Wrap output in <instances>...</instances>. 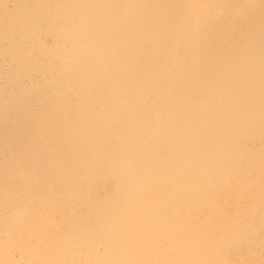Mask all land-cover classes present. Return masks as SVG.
I'll return each mask as SVG.
<instances>
[{"label":"rangeland","instance_id":"1","mask_svg":"<svg viewBox=\"0 0 264 264\" xmlns=\"http://www.w3.org/2000/svg\"><path fill=\"white\" fill-rule=\"evenodd\" d=\"M34 6L51 27L20 35ZM157 17L156 62L92 65L89 53L140 55ZM233 64L240 103L210 76ZM114 87L107 118L97 103ZM263 134L264 0H0V264H264Z\"/></svg>","mask_w":264,"mask_h":264},{"label":"bare ground","instance_id":"2","mask_svg":"<svg viewBox=\"0 0 264 264\" xmlns=\"http://www.w3.org/2000/svg\"><path fill=\"white\" fill-rule=\"evenodd\" d=\"M26 1V0H25ZM33 1V0H32ZM36 1V0H35ZM71 1V0H70ZM73 1V0H72ZM44 2V1H43ZM54 2V1H53ZM56 2V1H55ZM35 3V2H34ZM190 3V2H189ZM124 4V3H123ZM192 4V3H191ZM194 4V3H193ZM42 5H44V4H42ZM63 5V4H62ZM28 6H30V4L28 5ZM50 6V5H49ZM146 6H147V4H146ZM110 7H112V6H110ZM149 7H150V5H149ZM151 8V7H150ZM29 10H28V12H30V15H28V12L26 11V12H21V13H19V18H22V16L24 17H26L24 20H25V23L22 25V28L20 29L19 27H18V29H19V34L20 35H22L23 34V36H25V31H24V29L27 27V26H29V25H36V24H38V23H40L41 21L43 22V25L45 26V27H48V28H50L51 27V25H49V19H48V17H49V15H50V8H45V7H42V6H34V7H31V9L30 8H28ZM69 9V8H68ZM114 9V8H113ZM149 9V8H148ZM192 9V8H191ZM190 9V10H191ZM61 10V9H60ZM188 11V10H187ZM109 12V11H108ZM152 12H154V11H152ZM155 13V12H154ZM110 14V13H109ZM187 14V13H186ZM141 15V14H140ZM148 15L151 17V12H149L148 13ZM192 15H193V13H192ZM142 16V15H141ZM152 17H154V18H156L154 15L152 16ZM159 17V16H158ZM157 17V20H151L150 18H146V20H145V22H146V24L147 25H149L150 23L152 24L151 26H147V28H157V30H155V36L153 35V31H150L149 29H147V28H145L146 27V24H140V26H142L143 28H145V29H143L142 30V32H137V37H138V40H139V42H142V44L144 45V47H143V50H142V48H141V50H142V53L140 54V55H137L134 51H130V49L128 50V49H125L124 50V55L120 52H117V51H113L112 53H111V55H108V53L105 55V56H101V55H99V56H94L95 54H92V53H89V56H90V59H91V62H92V65H94L95 64V61H97V59H99V60H103L102 62L103 63H111V65L113 64L115 67H118L119 66V68L121 69V70H123L122 72L125 74V71H126V69H128V67L130 66V61H132V58H134V57H140V58H143V60H147L148 62H156L157 61V59L156 58H150V56H153L154 55V53H155V51L157 50L158 52H159V50H158V48L155 50V46L156 45H158V42L161 40V41H163V39L164 38H166V34L168 33V31H166L165 29H163V27H161L160 26V20H161V18H158ZM145 18V17H144ZM2 19V18H1ZM67 20H68V22H67V26H66V28H68V29H66V30H64L63 29V31L62 32H60L59 33V36H60V38H61V41H63V42H65L67 39H68V37L70 38V37H72L74 34L76 35V30H75V27H76V22H75V20L76 19H74L73 17H67L66 18ZM141 19H142V17H141ZM4 21H8L9 22V19H6V20H4ZM140 21V20H139ZM192 22V21H191ZM49 25V26H48ZM37 26V25H36ZM18 35V34H17ZM36 35V34H35ZM77 36H78V34H77ZM181 36V35H180ZM22 37V36H21ZM59 38V39H60ZM239 38V37H238ZM233 40V39H232ZM185 41V40H184ZM239 41V40H238ZM150 44H152V46L151 47H149L148 45H150ZM77 47H81V43H78V45H77ZM231 49V48H230ZM236 49V48H235ZM239 49V48H238ZM180 50V49H179ZM201 50V49H200ZM60 50L59 49H57V52H59ZM128 52H130L131 54H127ZM226 52V51H225ZM157 53V52H156ZM243 55V54H242ZM243 57V56H242ZM142 60V61H143ZM169 60H170V58H169ZM199 60V59H198ZM246 60V59H245ZM249 60H250V58H249ZM248 60V58H247V61H249ZM100 61V62H101ZM171 61V63L172 64H169V66H170V68H174V67H176V68H181L180 67V64H178V58L176 57V58H173V60H170ZM246 61V62H247ZM235 62V61H234ZM251 62V61H250ZM134 63H136V62H134ZM200 63V62H199ZM217 64H218V62H217ZM217 64H212V65H209V67L207 68L209 71H211V70H214V68H215V65H217ZM228 64V63H227ZM234 66H232L231 68H226L225 70H224V75L222 76V77H219V78H217L216 76H215V74L214 73H211L210 74V76H211V78H213V80L219 85V84H223V86H224V88H222V93H227L226 95H231V97L234 99V100H238V103H240L239 101H241L245 96H244V93H245V89H241V90H238L237 89V87L235 86V85H233V84H235V76L238 74V76L241 74V70L239 71V69L237 70V66L235 65V64H233ZM251 65H252V62H251ZM257 65V64H256ZM206 66V65H205ZM245 67V66H244ZM204 68V67H203ZM224 68V67H223ZM125 69V70H124ZM132 69V68H131ZM140 69H142V65L139 63V64H137L136 65V67H135V69L134 70H140ZM251 69V68H250ZM256 69V68H255ZM133 70V69H132ZM237 70V71H236ZM252 70V69H251ZM250 70V71H251ZM258 70H260V69H258ZM199 71V70H198ZM131 72V71H130ZM204 72V71H203ZM255 72V71H254ZM24 73V72H23ZM186 73V72H185ZM191 73V72H190ZM77 74V73H76ZM122 74V73H121ZM137 74V73H136ZM141 74V73H140ZM196 74V73H195ZM248 74V73H247ZM206 75V74H205ZM162 76H164V75H162ZM175 76V75H174ZM130 77V76H129ZM161 77V76H160ZM185 77V76H184ZM191 77H193V76H191ZM251 77V76H250ZM253 77V76H252ZM177 78V77H176ZM160 79V78H159ZM178 79V78H177ZM180 79V78H179ZM187 79H189L188 77H187ZM124 80V79H123ZM186 80V79H185ZM133 81V80H132ZM170 81H171V79H170ZM180 81V80H179ZM187 81V80H186ZM185 81V82H186ZM119 82L120 83H122L120 80H119ZM177 82V81H176ZM182 82V81H181ZM240 82V80L238 79V81H237V83H239ZM248 82V81H247ZM125 83V82H124ZM153 83V82H152ZM163 83V82H162ZM166 83V82H165ZM173 83V82H172ZM158 84H159V82H158ZM161 84V83H160ZM159 84V85H160ZM184 84V83H183ZM186 84V83H185ZM154 85H155V83H154ZM165 85V84H164ZM182 85V84H181ZM198 85V84H197ZM121 86V85H120ZM169 86V85H168ZM171 86V85H170ZM139 87V86H138ZM179 87H180V85H179ZM183 87H184V85H183ZM219 87H220V85H219ZM244 87V86H243ZM246 87V86H245ZM248 88V87H247ZM146 89V88H145ZM199 89V88H198ZM221 89V88H220ZM124 90V89H123ZM133 90V89H132ZM136 90V89H135ZM143 90V89H142ZM156 90H157V88H156ZM196 90V89H195ZM254 90V89H253ZM112 91H113V95H112V104L109 106V105H107V104H105V103H101V102H99V103H97L98 104V110L100 111V112H102V113H104L106 116H107V118H112V113H113V109H115L116 108V106H117V103H118V101L120 100V99H122V96L123 95H121V87H120V89L118 88H116V87H114L113 89H112ZM126 91V90H125ZM128 91V90H127ZM131 91V90H130ZM140 91V90H139ZM172 91V90H171ZM179 91V90H178ZM183 91V90H182ZM187 91V90H186ZM261 91V90H260ZM135 92V91H134ZM184 92V91H183ZM194 92V91H193ZM141 93V92H140ZM148 93V92H147ZM189 93H191V92H189ZM196 93V92H195ZM235 93V94H234ZM130 94V93H129ZM136 94V93H135ZM183 94V93H182ZM141 95V94H140ZM144 95V94H143ZM148 95H151V94H148ZM185 95V94H184ZM161 96V95H160ZM173 96V95H172ZM138 97H140V96H138ZM192 97V96H191ZM214 97V96H213ZM129 98V97H128ZM159 98V97H158ZM168 98V97H167ZM181 97H179V99H180ZM206 96H203V95H200V97L198 98L202 103H204V108H205V110L206 111H210V112H207V113H212V110H213V108H212V105H209V103H208V101L206 100ZM238 98H240L241 100H239ZM254 98V97H253ZM256 98V97H255ZM226 99V98H225ZM231 99V98H230ZM150 100V99H149ZM181 100V99H180ZM179 100V101H180ZM183 100H185V99H183ZM182 100V101H183ZM198 100V101H199ZM203 100H205V101H203ZM246 100V99H245ZM191 101V100H190ZM217 101V100H216ZM222 101V100H221ZM227 101V100H226ZM136 102V101H135ZM184 102H186V100L184 101ZM192 102V101H191ZM218 102V101H217ZM153 104H154V102H153ZM161 104V103H160ZM218 104V103H217ZM155 106V105H154ZM187 107V106H186ZM235 107V106H234ZM148 109H151V106L149 105L148 106ZM236 110V109H235ZM234 111V110H233ZM230 112V111H229ZM233 113V112H232ZM236 113V112H235ZM153 115H154V113L153 112H149V113H147V114H145L142 118H140V120L142 121V122H144L143 120H154V117H153ZM210 115V114H209ZM192 118V117H191ZM211 119V118H210ZM210 119H206V120H210ZM141 123V122H140ZM140 123H138L137 125H132V126H127V127H125L124 125H123V127H124V129H128V128H132V129H136V130H140L139 132L140 133H142V129L144 128V126L143 125H139ZM220 126V125H219ZM218 126V127H219ZM218 130H220V129H218ZM218 130H210V129H208V130H204V132H205V134L207 133V135H209V136H214V135H216L218 132ZM135 131V130H134ZM129 133H130V130H129ZM139 133V134H140ZM161 133V132H160ZM223 134V133H222ZM136 135V134H135ZM129 136H131V135H128V136H126V137H129ZM160 136H162V134H160ZM218 136V135H217ZM259 136V135H258ZM134 137V136H133ZM36 139V138H35ZM30 140V139H29ZM134 140V139H133ZM263 141H264V134L259 138V143H263ZM129 143V142H128ZM131 144V149H129L127 152H126V154H125V156H128V157H131L132 155H133V153L135 154L136 152H137V148H133V144L132 143H130ZM39 145V144H38ZM29 148V147H28ZM224 148H231V146H224ZM71 150V149H70ZM65 151V150H64ZM69 151V150H68ZM245 151V150H244ZM47 156V155H46ZM70 158V157H69ZM157 160V159H156ZM60 165V164H59ZM157 165H159V164H157ZM195 167H196V165H195ZM65 168V167H64ZM138 169H139V171H138V175L139 176H141V177H143V176H145L146 174H145V171L148 169L147 167H145V165H143V164H141L139 167H138ZM61 170V169H60ZM154 171V170H153ZM156 172V174H157V176H161V175H168L169 173H170V171H169V169H167V168H165V169H162V170H160V171H155ZM158 172H159V174H158ZM55 175V174H54ZM57 175V174H56ZM55 175V176H56ZM69 175V174H68ZM89 175V174H88ZM61 176V175H60ZM60 179V178H59ZM58 179V180H59ZM73 180V179H72ZM71 180V181H72ZM168 180H170V179H168ZM68 181V180H67ZM54 182V181H53ZM169 183H170V185L172 186L173 185V183L172 182H170L169 181ZM73 185V184H72ZM83 189V188H82ZM80 191V190H79ZM68 192V191H67ZM28 201V200H27ZM84 203V202H83ZM82 203V204H83ZM43 204V203H42ZM87 209V208H86ZM92 209V208H91ZM35 211V210H34ZM34 214V213H33ZM29 215V214H28ZM31 215H32V213H31ZM36 215V214H35ZM34 216V215H33ZM29 217H30V215H29ZM89 217V216H88ZM28 218V217H27ZM36 218V217H35ZM31 221V220H30ZM85 247V246H84ZM86 248V247H85ZM57 259V258H56ZM54 260H55V258H54ZM84 264V263H83Z\"/></svg>","mask_w":264,"mask_h":264}]
</instances>
